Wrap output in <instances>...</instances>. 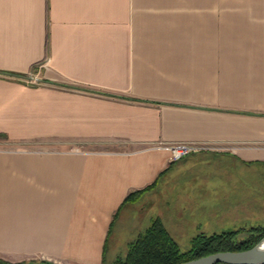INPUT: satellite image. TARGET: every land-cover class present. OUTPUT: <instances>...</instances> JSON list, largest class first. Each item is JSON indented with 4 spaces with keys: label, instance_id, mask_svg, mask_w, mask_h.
<instances>
[{
    "label": "crops",
    "instance_id": "0c3cea01",
    "mask_svg": "<svg viewBox=\"0 0 264 264\" xmlns=\"http://www.w3.org/2000/svg\"><path fill=\"white\" fill-rule=\"evenodd\" d=\"M176 142L199 149L171 161ZM251 171L264 0H0V259L111 264L162 183L239 208Z\"/></svg>",
    "mask_w": 264,
    "mask_h": 264
},
{
    "label": "rangeland",
    "instance_id": "374dc122",
    "mask_svg": "<svg viewBox=\"0 0 264 264\" xmlns=\"http://www.w3.org/2000/svg\"><path fill=\"white\" fill-rule=\"evenodd\" d=\"M249 183L250 205L244 202L243 207L239 208L237 203L235 207H225L229 202L219 203L218 207H193L194 201L187 198L191 193L185 189L188 187L186 184L176 185L173 181L162 183L159 188L150 189L154 190L148 198L140 203L138 201L141 209L139 217L145 218V221L149 217H159L182 252L188 249L191 238L199 233L211 235L240 231L235 239L242 240L247 237L250 229L264 227V174L251 171ZM199 204L210 205L211 202L208 199L202 202L197 200ZM225 213L229 215L225 217Z\"/></svg>",
    "mask_w": 264,
    "mask_h": 264
},
{
    "label": "trees",
    "instance_id": "16d2710c",
    "mask_svg": "<svg viewBox=\"0 0 264 264\" xmlns=\"http://www.w3.org/2000/svg\"><path fill=\"white\" fill-rule=\"evenodd\" d=\"M154 185L155 183L145 189L130 193L123 203L134 201L153 188ZM238 233L240 231L211 235L196 234L191 238L188 249L182 252L162 222L155 219L129 244L126 255L123 258L116 259L111 264H180L217 252L243 251L253 247L264 237V227L250 229L246 238L237 241L235 237ZM0 264L29 263L26 261L9 262L0 259Z\"/></svg>",
    "mask_w": 264,
    "mask_h": 264
},
{
    "label": "water",
    "instance_id": "95a60500",
    "mask_svg": "<svg viewBox=\"0 0 264 264\" xmlns=\"http://www.w3.org/2000/svg\"><path fill=\"white\" fill-rule=\"evenodd\" d=\"M264 238L253 247L237 252L225 251L180 264H264Z\"/></svg>",
    "mask_w": 264,
    "mask_h": 264
},
{
    "label": "built area",
    "instance_id": "2783aa9c",
    "mask_svg": "<svg viewBox=\"0 0 264 264\" xmlns=\"http://www.w3.org/2000/svg\"><path fill=\"white\" fill-rule=\"evenodd\" d=\"M20 81L27 85H37L41 82V79L36 74L30 73L22 76ZM198 149L197 144L191 142H176L168 145L171 161H178Z\"/></svg>",
    "mask_w": 264,
    "mask_h": 264
},
{
    "label": "bare ground",
    "instance_id": "6f19581e",
    "mask_svg": "<svg viewBox=\"0 0 264 264\" xmlns=\"http://www.w3.org/2000/svg\"><path fill=\"white\" fill-rule=\"evenodd\" d=\"M263 247H264V244H263Z\"/></svg>",
    "mask_w": 264,
    "mask_h": 264
}]
</instances>
